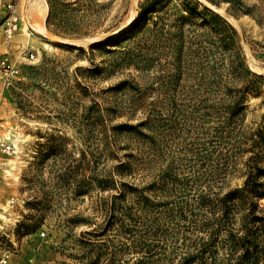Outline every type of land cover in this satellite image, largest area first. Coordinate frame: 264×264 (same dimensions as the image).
Here are the masks:
<instances>
[{
  "label": "rangeland",
  "instance_id": "rangeland-1",
  "mask_svg": "<svg viewBox=\"0 0 264 264\" xmlns=\"http://www.w3.org/2000/svg\"><path fill=\"white\" fill-rule=\"evenodd\" d=\"M239 2L0 0V61L24 74L0 80V264H105L94 247L117 188L152 198L175 158L216 171L223 193L264 183V0ZM8 4L23 20L9 45Z\"/></svg>",
  "mask_w": 264,
  "mask_h": 264
},
{
  "label": "trees",
  "instance_id": "trees-1",
  "mask_svg": "<svg viewBox=\"0 0 264 264\" xmlns=\"http://www.w3.org/2000/svg\"><path fill=\"white\" fill-rule=\"evenodd\" d=\"M227 1L233 11H242L239 0ZM163 122L153 116L152 136L161 135ZM146 138L156 152L157 141ZM185 163L175 158L159 168L146 188L152 198L144 188L119 185L101 228L104 238L94 247L99 259L105 264H264V215H257L253 201L261 195L256 187L264 183L223 193L220 174L195 173V165L187 170ZM121 169L120 164L119 175Z\"/></svg>",
  "mask_w": 264,
  "mask_h": 264
},
{
  "label": "built area",
  "instance_id": "built-area-1",
  "mask_svg": "<svg viewBox=\"0 0 264 264\" xmlns=\"http://www.w3.org/2000/svg\"><path fill=\"white\" fill-rule=\"evenodd\" d=\"M7 22L4 28V37H5V43L7 45L10 44L12 36L14 33L18 31V25L19 22L22 23V18H19V16L16 14L14 6L8 4L7 5ZM25 27V33L27 36L31 35V31L29 29V26L24 24ZM25 50L21 51V54H23ZM5 55H7L8 51L6 50ZM28 58H33V53L28 52L27 53ZM24 77V74L20 72L19 68L16 66L15 62H10L7 58H3L0 61V80H1V89H8L14 81L20 80ZM2 147L5 148V150L8 152L11 149L10 144H1Z\"/></svg>",
  "mask_w": 264,
  "mask_h": 264
},
{
  "label": "bare ground",
  "instance_id": "bare-ground-1",
  "mask_svg": "<svg viewBox=\"0 0 264 264\" xmlns=\"http://www.w3.org/2000/svg\"><path fill=\"white\" fill-rule=\"evenodd\" d=\"M38 15H39V21L37 22V27H38V31L40 33H43L45 34L46 33V28H45V25H44V22H45V19H46V7H41L39 8L38 10ZM71 41V40H70ZM61 42V41H60ZM72 42V41H71ZM75 42V41H74ZM46 46L47 47H50L51 44H49L48 42H46Z\"/></svg>",
  "mask_w": 264,
  "mask_h": 264
}]
</instances>
